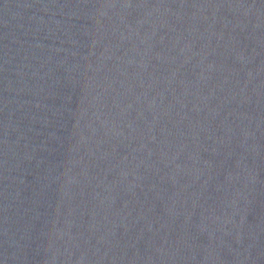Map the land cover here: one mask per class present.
I'll list each match as a JSON object with an SVG mask.
<instances>
[{
	"label": "water",
	"instance_id": "95a60500",
	"mask_svg": "<svg viewBox=\"0 0 264 264\" xmlns=\"http://www.w3.org/2000/svg\"><path fill=\"white\" fill-rule=\"evenodd\" d=\"M0 264H264V0H0Z\"/></svg>",
	"mask_w": 264,
	"mask_h": 264
}]
</instances>
